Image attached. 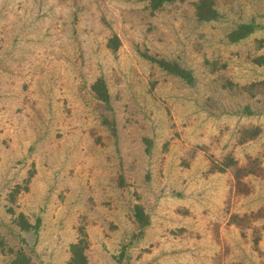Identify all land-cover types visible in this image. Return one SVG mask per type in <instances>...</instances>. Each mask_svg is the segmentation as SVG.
<instances>
[{
  "label": "rangeland",
  "instance_id": "obj_1",
  "mask_svg": "<svg viewBox=\"0 0 264 264\" xmlns=\"http://www.w3.org/2000/svg\"><path fill=\"white\" fill-rule=\"evenodd\" d=\"M197 2L0 0V264H264V0Z\"/></svg>",
  "mask_w": 264,
  "mask_h": 264
},
{
  "label": "trees",
  "instance_id": "obj_2",
  "mask_svg": "<svg viewBox=\"0 0 264 264\" xmlns=\"http://www.w3.org/2000/svg\"><path fill=\"white\" fill-rule=\"evenodd\" d=\"M152 10H157L161 8L164 4L173 2L175 0H146ZM197 17L201 21L216 19L219 15L218 11L214 8L213 0H198L196 3ZM256 29L254 23H243L234 29L229 38L231 41L235 42L241 40L242 38L248 36ZM110 47L116 49L118 47V38L113 37L110 41ZM151 61L156 63L161 69L165 70L168 73L174 74L181 77L187 83L192 84L194 82V77L192 72L188 69H185L179 66L177 63L167 61L164 59H156L154 57H149ZM259 64L264 63V57H259L255 59ZM92 91L98 96V99L108 102L109 93L105 82L102 78H98L92 85ZM134 216L136 221L139 223L141 228L146 227L149 224L148 215L144 212V209L141 205L136 204L134 206ZM14 221L22 230H29L30 228H36L37 226H32L29 221L26 219L23 213L18 214ZM83 241H78L71 245V263L72 264H87V258L84 253ZM13 257L9 264H33L30 257L23 252L22 250L13 251Z\"/></svg>",
  "mask_w": 264,
  "mask_h": 264
}]
</instances>
